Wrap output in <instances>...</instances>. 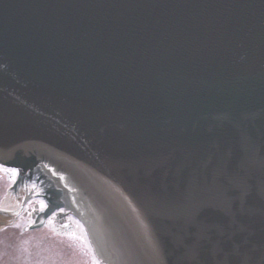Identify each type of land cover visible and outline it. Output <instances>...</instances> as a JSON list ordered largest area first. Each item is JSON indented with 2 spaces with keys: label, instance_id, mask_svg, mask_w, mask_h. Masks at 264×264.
Wrapping results in <instances>:
<instances>
[{
  "label": "water",
  "instance_id": "water-1",
  "mask_svg": "<svg viewBox=\"0 0 264 264\" xmlns=\"http://www.w3.org/2000/svg\"><path fill=\"white\" fill-rule=\"evenodd\" d=\"M0 164L103 264H264V0H0Z\"/></svg>",
  "mask_w": 264,
  "mask_h": 264
},
{
  "label": "rangeland",
  "instance_id": "rangeland-1",
  "mask_svg": "<svg viewBox=\"0 0 264 264\" xmlns=\"http://www.w3.org/2000/svg\"><path fill=\"white\" fill-rule=\"evenodd\" d=\"M10 183L6 178L0 180V208L12 211L4 206L15 192ZM32 204L30 202L27 206ZM74 223L80 226L81 236L68 235L52 221H47L41 228L31 229L34 223L23 216L13 219L0 214V264H98L85 229L77 221Z\"/></svg>",
  "mask_w": 264,
  "mask_h": 264
},
{
  "label": "flooded vegetation",
  "instance_id": "flooded-vegetation-1",
  "mask_svg": "<svg viewBox=\"0 0 264 264\" xmlns=\"http://www.w3.org/2000/svg\"><path fill=\"white\" fill-rule=\"evenodd\" d=\"M10 170H15V169H12V168H9V167H6V166L0 164V180L3 178H6L8 183H10V182L12 183L11 189L13 190L15 185H16L17 179H18V171L15 170L16 175H15V177H13L11 175ZM30 185H31V183H30ZM31 188H32V185L29 186V190H31ZM35 197H37V198H35ZM35 197L30 201L33 203L32 206L31 205H30L31 207L26 206L25 209L23 210L22 214H21V216H23L24 219L27 220L28 222H30L31 224L36 223L38 221V219L45 213V211L49 207V204L47 203V201L43 197L40 196L39 192L35 194ZM41 203H43V208L41 207ZM38 212H40V213H38ZM50 216L47 217V218H49V220H47V221H52V223L57 228H59L61 231L64 230V232H66L68 235L69 234L70 235H75V234L80 235L79 230L81 228L79 225H76V223H74V221H77L79 224H81V223L69 211H66L63 209L56 210L55 214H51ZM47 218H45L44 223L47 222L46 221ZM83 241L85 242L84 238H83ZM96 261L98 264H102L99 259H95V262Z\"/></svg>",
  "mask_w": 264,
  "mask_h": 264
},
{
  "label": "bare ground",
  "instance_id": "bare-ground-1",
  "mask_svg": "<svg viewBox=\"0 0 264 264\" xmlns=\"http://www.w3.org/2000/svg\"><path fill=\"white\" fill-rule=\"evenodd\" d=\"M23 171H24L23 180L25 181L24 184H26L28 181L32 180V179H30V177H32V174H33L34 180L37 181V182L35 181L36 182L35 185L40 189L39 190L40 191V195L45 198L46 197V193H45L44 183L42 181L38 180V178H40V175H38V174L28 170V169H25V168H23ZM25 186H27V185H25ZM26 190H27L26 187L25 188H20V189L17 188L15 190V192L13 193V196H11L10 199L8 200V202H6L4 204V206L6 208H11L12 211H10V212L17 214L16 217L21 216V214H22V212L20 211L21 210L22 196L18 192L19 191L22 192V191H26ZM55 212H56V210H53L52 214H55ZM38 213H40V212H38Z\"/></svg>",
  "mask_w": 264,
  "mask_h": 264
},
{
  "label": "snow or ice",
  "instance_id": "snow-or-ice-1",
  "mask_svg": "<svg viewBox=\"0 0 264 264\" xmlns=\"http://www.w3.org/2000/svg\"><path fill=\"white\" fill-rule=\"evenodd\" d=\"M11 171V175L13 176V177H15V175H16V171L15 170H10ZM41 207L43 208V203H41Z\"/></svg>",
  "mask_w": 264,
  "mask_h": 264
}]
</instances>
